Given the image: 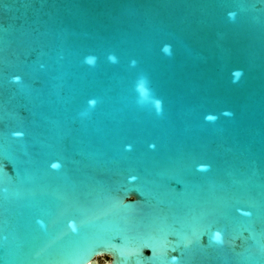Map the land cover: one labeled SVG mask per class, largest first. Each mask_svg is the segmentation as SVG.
Instances as JSON below:
<instances>
[{
    "label": "water",
    "instance_id": "water-1",
    "mask_svg": "<svg viewBox=\"0 0 264 264\" xmlns=\"http://www.w3.org/2000/svg\"><path fill=\"white\" fill-rule=\"evenodd\" d=\"M0 264H264V0H0Z\"/></svg>",
    "mask_w": 264,
    "mask_h": 264
},
{
    "label": "snow or ice",
    "instance_id": "snow-or-ice-1",
    "mask_svg": "<svg viewBox=\"0 0 264 264\" xmlns=\"http://www.w3.org/2000/svg\"><path fill=\"white\" fill-rule=\"evenodd\" d=\"M165 50L167 51V49H165ZM89 63H91V61H89ZM234 75H235L236 78H239V77L241 76V74H240L239 72H235ZM18 80H19V77H17V81H18ZM92 103L94 104L95 101H92ZM209 119H211V117H209ZM15 135H16V136H20L21 133L17 132V133H15ZM50 166H51L52 169H58V168L60 167V164L52 163ZM200 170H204V169H203V166H201V169H200ZM73 231H75V229H73ZM214 239H215V241H217V242H220V241L222 240V237H221V235H220L219 232L216 233Z\"/></svg>",
    "mask_w": 264,
    "mask_h": 264
},
{
    "label": "bare ground",
    "instance_id": "bare-ground-1",
    "mask_svg": "<svg viewBox=\"0 0 264 264\" xmlns=\"http://www.w3.org/2000/svg\"><path fill=\"white\" fill-rule=\"evenodd\" d=\"M103 259H106V257H103ZM97 261L100 263L102 262L103 260L101 258H97Z\"/></svg>",
    "mask_w": 264,
    "mask_h": 264
},
{
    "label": "rangeland",
    "instance_id": "rangeland-1",
    "mask_svg": "<svg viewBox=\"0 0 264 264\" xmlns=\"http://www.w3.org/2000/svg\"><path fill=\"white\" fill-rule=\"evenodd\" d=\"M106 260L109 261V257H106Z\"/></svg>",
    "mask_w": 264,
    "mask_h": 264
},
{
    "label": "clouds",
    "instance_id": "clouds-1",
    "mask_svg": "<svg viewBox=\"0 0 264 264\" xmlns=\"http://www.w3.org/2000/svg\"><path fill=\"white\" fill-rule=\"evenodd\" d=\"M237 72H239L240 74H242L241 71H239V70H238ZM16 79H17V78H16Z\"/></svg>",
    "mask_w": 264,
    "mask_h": 264
}]
</instances>
